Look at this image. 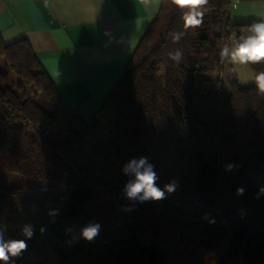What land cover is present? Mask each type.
Wrapping results in <instances>:
<instances>
[{"label":"trees","instance_id":"trees-1","mask_svg":"<svg viewBox=\"0 0 264 264\" xmlns=\"http://www.w3.org/2000/svg\"><path fill=\"white\" fill-rule=\"evenodd\" d=\"M204 9L203 24L185 32L186 10L161 0L125 70L86 122L61 101L25 40L4 44L0 38V227L6 228L5 239H25L21 228L30 223L36 231L24 252L32 255L40 246L43 264H158L162 254L151 245L122 242L127 249L114 259L101 234L93 242L68 243L104 201L125 218L131 238L174 250L179 264H204L217 248L218 235L199 233L203 241L188 244L191 253L183 255L184 243L173 227L157 224L161 201L124 198L129 177L120 169L143 155L155 165L161 187L172 179L179 182L167 198L185 211L194 206L212 211L225 226L230 246L212 264H225V258L264 264V196L257 199V192L246 188L236 194L247 178L264 170V94L255 84L242 87L235 81L225 94L222 82L212 78L223 71L220 51L227 40L250 35L254 23L234 22L229 0H208ZM175 32H185L178 43L171 38ZM177 49L183 53L179 64L169 58ZM248 66L255 74L264 71V62ZM197 105L206 109L207 121L196 116ZM85 157L92 158L94 172L79 175L73 163ZM227 163L239 167L225 172ZM123 206L132 210L122 211ZM52 209L59 210L55 218L48 215ZM69 226L74 231L66 234Z\"/></svg>","mask_w":264,"mask_h":264},{"label":"crops","instance_id":"crops-1","mask_svg":"<svg viewBox=\"0 0 264 264\" xmlns=\"http://www.w3.org/2000/svg\"><path fill=\"white\" fill-rule=\"evenodd\" d=\"M229 2L236 23L264 19V0ZM158 8L147 9L140 0H0V38L4 44L25 40L61 101L86 122L125 70Z\"/></svg>","mask_w":264,"mask_h":264},{"label":"clouds","instance_id":"clouds-1","mask_svg":"<svg viewBox=\"0 0 264 264\" xmlns=\"http://www.w3.org/2000/svg\"><path fill=\"white\" fill-rule=\"evenodd\" d=\"M145 8L151 9L158 7L161 0H140ZM171 3L183 12V27L185 32L188 29L199 28L204 22L205 9L208 0H171ZM250 35L231 37L230 44H226L220 51L221 60H227L232 65L246 66L250 64H260L264 62V19L252 24L249 28ZM185 32H175L171 34L173 43H178ZM169 58L179 64L183 58L181 50L169 53ZM256 88L260 94H264V71L254 76ZM239 166L233 163L224 165L225 172H231ZM121 174L129 177L124 183L122 193L126 200L133 203L159 202L167 198V195L174 193L179 187L176 179L165 183L163 187L158 184L160 179L155 165L148 156L132 157L125 162L121 169ZM244 188H237L238 196L244 194ZM264 194V186H261L256 193V198ZM131 206H123L122 211H131ZM48 215L55 218L59 215L58 209H52ZM203 219L208 220L210 224L215 223L209 220L208 214ZM102 225L98 221H88L80 228L79 237L72 236L69 244L75 242L78 238L88 242H93L101 232ZM5 227H0V262L2 264H15V258L20 257L27 249V241L32 239L35 234V226L25 224L21 228V234L25 239H5ZM39 231L43 234L46 229L41 226ZM71 226L65 229L66 234L73 232Z\"/></svg>","mask_w":264,"mask_h":264},{"label":"rangeland","instance_id":"rangeland-1","mask_svg":"<svg viewBox=\"0 0 264 264\" xmlns=\"http://www.w3.org/2000/svg\"><path fill=\"white\" fill-rule=\"evenodd\" d=\"M230 38L226 44H230ZM222 63V73L219 76H212V78L219 79L222 82L225 94H227L228 83L231 81L237 82L242 87H249L255 84L254 76L256 74L248 65H232L227 60H223ZM196 116L203 121H207L206 109L201 105H197ZM73 164L79 175H90L94 172V163L90 157H85L79 162L74 161ZM99 173L97 172V174ZM43 185L46 186L48 183H43ZM261 186H264V170L247 178L242 188L257 192ZM261 196H264V194ZM160 207L163 216L158 220L157 224L173 227L178 239L184 243L181 250L183 255L191 253L186 248L188 244L198 245L200 241H203L199 233L205 231L209 235H218L220 241L216 250L205 257L204 264H212L213 260L224 256L231 243L230 235L221 222H216L215 214L212 211L197 206L185 211L183 207L176 205L175 201L170 198L162 200ZM97 208L91 217L102 225L100 234L102 238L108 241L109 249L114 259L120 258L121 254L127 249L122 245V242H128L130 247L145 244L151 245L153 249L160 251L162 258L158 264H179L177 260L178 253L174 250H169L166 247L163 248L151 240L141 241L140 239L131 238L125 229V218L109 203L104 201L98 203ZM205 214H208L209 220H214L215 223L210 224L208 220L203 219ZM189 225L193 227L194 231L188 228ZM24 253L20 257L15 258V262L28 261L30 263L43 264L44 255L40 246L36 247L32 255ZM225 259H227L225 264H236L233 258Z\"/></svg>","mask_w":264,"mask_h":264}]
</instances>
